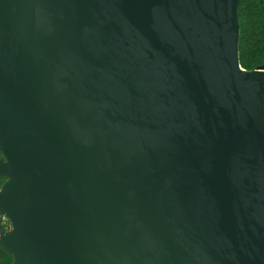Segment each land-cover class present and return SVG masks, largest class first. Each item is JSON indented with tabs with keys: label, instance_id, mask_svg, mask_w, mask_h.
<instances>
[{
	"label": "water",
	"instance_id": "1",
	"mask_svg": "<svg viewBox=\"0 0 264 264\" xmlns=\"http://www.w3.org/2000/svg\"><path fill=\"white\" fill-rule=\"evenodd\" d=\"M240 1L0 0L10 264H264Z\"/></svg>",
	"mask_w": 264,
	"mask_h": 264
},
{
	"label": "trees",
	"instance_id": "2",
	"mask_svg": "<svg viewBox=\"0 0 264 264\" xmlns=\"http://www.w3.org/2000/svg\"><path fill=\"white\" fill-rule=\"evenodd\" d=\"M239 64L243 69L253 70L264 64V0H241L238 5ZM5 177H0V187ZM10 221L5 218L0 228L8 230ZM0 260L12 262L11 254L0 247Z\"/></svg>",
	"mask_w": 264,
	"mask_h": 264
},
{
	"label": "built area",
	"instance_id": "3",
	"mask_svg": "<svg viewBox=\"0 0 264 264\" xmlns=\"http://www.w3.org/2000/svg\"><path fill=\"white\" fill-rule=\"evenodd\" d=\"M5 218H6L5 216L0 214V223H3L5 221ZM0 229H2V228H0Z\"/></svg>",
	"mask_w": 264,
	"mask_h": 264
},
{
	"label": "rangeland",
	"instance_id": "4",
	"mask_svg": "<svg viewBox=\"0 0 264 264\" xmlns=\"http://www.w3.org/2000/svg\"><path fill=\"white\" fill-rule=\"evenodd\" d=\"M1 156H2V155L0 154V157H1ZM10 228H11V227H10ZM10 228H9V229H10Z\"/></svg>",
	"mask_w": 264,
	"mask_h": 264
},
{
	"label": "flooded vegetation",
	"instance_id": "5",
	"mask_svg": "<svg viewBox=\"0 0 264 264\" xmlns=\"http://www.w3.org/2000/svg\"><path fill=\"white\" fill-rule=\"evenodd\" d=\"M0 154H2V153L0 152Z\"/></svg>",
	"mask_w": 264,
	"mask_h": 264
}]
</instances>
